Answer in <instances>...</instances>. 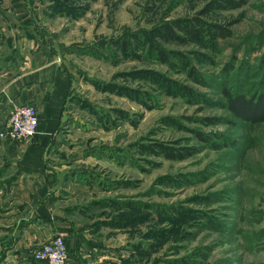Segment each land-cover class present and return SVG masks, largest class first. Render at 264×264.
I'll list each match as a JSON object with an SVG mask.
<instances>
[{"label":"rangeland","instance_id":"rangeland-1","mask_svg":"<svg viewBox=\"0 0 264 264\" xmlns=\"http://www.w3.org/2000/svg\"><path fill=\"white\" fill-rule=\"evenodd\" d=\"M23 1L70 82L47 162L68 218L91 222L73 264H264V122L235 117L226 93H264V0ZM193 16L231 30L217 51L157 34ZM155 41L190 65L161 61ZM13 226L0 225V264H45L44 240L12 251Z\"/></svg>","mask_w":264,"mask_h":264},{"label":"crops","instance_id":"crops-1","mask_svg":"<svg viewBox=\"0 0 264 264\" xmlns=\"http://www.w3.org/2000/svg\"><path fill=\"white\" fill-rule=\"evenodd\" d=\"M17 1L20 6L14 9L0 8V112L5 108L10 112L15 103L34 104L39 126L34 136L9 139L1 136L7 122L0 116V225H14V252L62 235L75 260L85 247H78L76 234L86 233L91 222L68 218L66 199L59 194L62 178H56L55 168L47 162L70 82L62 69L61 53L52 52L40 39L38 31L43 27L33 18L40 11ZM94 256H100L99 251Z\"/></svg>","mask_w":264,"mask_h":264},{"label":"trees","instance_id":"trees-1","mask_svg":"<svg viewBox=\"0 0 264 264\" xmlns=\"http://www.w3.org/2000/svg\"><path fill=\"white\" fill-rule=\"evenodd\" d=\"M226 3L218 2L217 7L220 8H234L243 4L244 0H224ZM176 29L181 30L178 32ZM157 34L168 41H176L180 44H187L192 41H205L213 51L218 50V39L228 37L231 30L218 22H210L200 16L185 17L177 19L175 24L165 23L156 27ZM155 51L159 59L163 62L173 66L177 63L173 61L174 58L181 60V67L187 68L190 65L189 60L183 55L181 51L175 49L166 50L157 41L153 42ZM173 58V59H172ZM190 74L194 75V68L190 69ZM194 78H200L196 73ZM172 89L186 95L198 96L190 87L186 85L169 83ZM228 98V108L237 118L247 120L254 123L264 122V93L252 94L246 96L242 93H237L231 96L226 91ZM211 143L210 139H206ZM213 144V143H212ZM170 156H176V153L169 152Z\"/></svg>","mask_w":264,"mask_h":264},{"label":"built area","instance_id":"built-area-1","mask_svg":"<svg viewBox=\"0 0 264 264\" xmlns=\"http://www.w3.org/2000/svg\"><path fill=\"white\" fill-rule=\"evenodd\" d=\"M39 114L34 104H14L1 136L22 139L34 136L38 131ZM34 258L46 264H73L68 246L62 235L43 241L35 250Z\"/></svg>","mask_w":264,"mask_h":264}]
</instances>
